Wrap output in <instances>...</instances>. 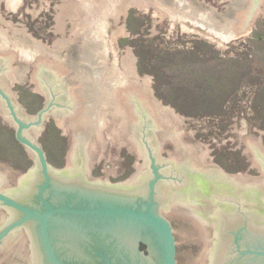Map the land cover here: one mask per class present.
Instances as JSON below:
<instances>
[{
	"label": "water",
	"instance_id": "95a60500",
	"mask_svg": "<svg viewBox=\"0 0 264 264\" xmlns=\"http://www.w3.org/2000/svg\"><path fill=\"white\" fill-rule=\"evenodd\" d=\"M140 6H156L147 35H160L158 23L170 18V32L179 20L184 32L228 50L226 40L240 44L264 15V0H0V57L12 60L0 79L19 105L0 86V188L11 193L0 191V203L15 214L0 239L24 226L30 243L29 252L21 234V244L0 251V264H264L261 224L218 232L211 247L213 227L200 211L175 206H188L194 191L172 196L161 189L174 177L158 155L184 170L214 155L212 144L186 141L197 130L186 133V115L156 96L136 53L121 47L129 9ZM46 71L74 111L67 119L47 115L39 133L54 100L36 113ZM33 127L38 131L29 132ZM242 140L259 177L264 134ZM136 166L139 185L124 181ZM259 179L256 204H264Z\"/></svg>",
	"mask_w": 264,
	"mask_h": 264
},
{
	"label": "rangeland",
	"instance_id": "374dc122",
	"mask_svg": "<svg viewBox=\"0 0 264 264\" xmlns=\"http://www.w3.org/2000/svg\"><path fill=\"white\" fill-rule=\"evenodd\" d=\"M156 6L129 9L127 37L121 47L131 48L140 62V75H150L156 96L186 115V141L212 144L214 162L252 175L253 163L242 138L264 134V15H257L249 38L226 40L230 50L184 32L182 21L170 18L153 33ZM254 164V163H253ZM255 166V165H254Z\"/></svg>",
	"mask_w": 264,
	"mask_h": 264
},
{
	"label": "flooded vegetation",
	"instance_id": "af4514ba",
	"mask_svg": "<svg viewBox=\"0 0 264 264\" xmlns=\"http://www.w3.org/2000/svg\"><path fill=\"white\" fill-rule=\"evenodd\" d=\"M4 60L7 59H3L2 57H0V69L2 70L0 72L1 79L7 78L5 73L10 69L11 67L10 65L12 64V60H8V64H3ZM16 67L17 69L15 73H18V69H22V65L18 64V66ZM43 74H44V79H43L44 81L42 82V89L44 93L39 92L37 89H36L37 92L35 91L39 96L43 97V105L36 111V113L41 108L46 106L47 103L53 99V97L54 100L52 102L50 111L45 115L42 121L41 128H39L40 130L39 133L45 128L44 122L46 121L47 115H51L52 117L55 116L56 118L59 116L60 117L64 116V119H67L69 112L74 111L73 109L74 104L72 102L69 103L68 100H65V92L67 90L62 86V84L60 85L54 82L55 80L52 78L50 71H46ZM1 79H0V86L9 94L14 104L18 105V103L12 97L10 89H8L7 86L4 85L3 82H1ZM48 81L50 82L47 83ZM53 84L56 86L53 87ZM36 113L31 115H26L27 116L26 118L33 119ZM64 119L62 120V124L65 123L66 121ZM147 122L148 124L152 125V122L149 118ZM13 128L15 132V126H13ZM37 131H38L37 128L34 127L29 129V132L32 133ZM138 131H135V137L139 139L140 133ZM149 132L152 133L154 131H151L149 128ZM154 134L156 133L154 132L153 135L151 136L154 137ZM33 138H35V136ZM35 139L37 140V137ZM24 147L26 148V146ZM158 150L159 152L160 150L163 152L162 148L160 149L158 148ZM140 159H143V155H140L139 160ZM158 160H159L158 162L170 161L171 165L169 168L164 169V173L168 174L165 171H173L172 176L174 177V179L170 180L167 184L165 183L162 184L161 189L163 193H166V188L168 189L169 193L172 196H177V194L180 193H185L187 196H189L191 192L194 191L193 194H191L192 197L189 196L191 199L194 200L191 201L188 206L185 205L183 206L179 204L175 206L186 208L189 210L193 209L194 211H200L199 214L203 217L200 218L201 222L203 224L211 225L213 227L212 239L209 241L210 246L211 244L213 245L214 239H216L218 232L221 233V235L225 236L230 234L231 232L230 230L232 229L239 228L240 226L246 228L245 226L246 224L249 226L250 229L254 230L253 226H256V223L261 224V226L264 228V204H256V198L260 196H258V192H256L257 190L255 188L257 185L256 183L258 178L264 179V174H261V176L257 177L250 174L249 172H246L244 174L235 173L232 172V170L235 171L241 170L240 167L235 166L236 164L230 167H226V166H222L221 163L219 162H214L213 159L211 161L204 162V164L199 163L200 167H197L195 165V167L191 166L188 167L186 170L182 169L181 164L175 163L172 160H170L169 157L162 158L158 155ZM251 169L255 170V166L253 163L248 166L247 170L250 171ZM208 170H212V172L209 173ZM137 172H139V170L138 167L136 166V171L132 173L124 181L130 179L133 180L136 178L135 183L133 184L139 185L140 181L143 182L144 177L139 178L140 174H138ZM135 174H138V177H136ZM91 177L97 178L94 175H91ZM220 178L221 181L218 182L217 179L219 180ZM0 186H1V181H0ZM0 191L5 194L11 195L10 192L2 191L1 188ZM262 196L263 193L261 194V197ZM225 208L226 210H224ZM10 210L11 209L8 206L0 203V229L10 220L15 218L14 211L11 214ZM167 218L170 221V223H172L171 218H169V216H167ZM23 230L24 233L22 232ZM21 234H25L23 239L21 237ZM20 239L24 240L23 243L28 245L29 247L28 250L30 252L29 238L26 233V227L24 226L11 231L10 233H8L7 235H5L0 239V251L5 249L9 243H12L11 241H19L18 244H21ZM28 258L30 260V257ZM209 263H210V259H209ZM27 264H30V262Z\"/></svg>",
	"mask_w": 264,
	"mask_h": 264
}]
</instances>
